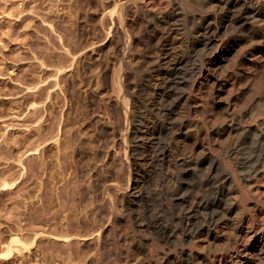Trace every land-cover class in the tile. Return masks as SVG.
<instances>
[{
  "label": "bare ground",
  "instance_id": "1",
  "mask_svg": "<svg viewBox=\"0 0 264 264\" xmlns=\"http://www.w3.org/2000/svg\"><path fill=\"white\" fill-rule=\"evenodd\" d=\"M55 1L65 2L72 50L86 27L105 26L104 17L95 25L85 8L109 9L113 67L103 81L110 80L123 110L118 133L125 147L124 162L116 158L118 180L99 175L98 184L83 189L99 147L86 127L95 112L82 92L86 78L70 80L73 113L69 108L53 119L54 90L45 118L41 103L33 108L36 231L29 245L48 242L41 263L264 264V0ZM129 8L143 26L136 52L124 19ZM133 56L140 60L130 63ZM124 67L134 77L133 93L123 85ZM103 107L113 122V105ZM188 136L190 144H179ZM78 238L88 241L81 245ZM10 253L8 247L5 256Z\"/></svg>",
  "mask_w": 264,
  "mask_h": 264
},
{
  "label": "rangeland",
  "instance_id": "2",
  "mask_svg": "<svg viewBox=\"0 0 264 264\" xmlns=\"http://www.w3.org/2000/svg\"><path fill=\"white\" fill-rule=\"evenodd\" d=\"M54 1L0 0V264H40L46 251H50L49 244L45 240L40 245L44 250L43 254L40 247L35 244L29 245L36 231L31 207V202L36 194L32 167L34 160L31 152L34 145L31 130L35 125L32 111H34L33 108H39L37 106L41 103V113L42 115L45 113L43 118L47 116L45 106L50 101V91L54 90L51 95L58 102L57 112L52 115L53 119H60L61 114L63 115L69 108L72 113L74 112L75 106L69 104L66 98L70 90V80L74 78L79 81L80 76L84 77L86 84L82 88V92L89 94V100H87L97 112V114L94 112V115H91V123L86 126L88 133L95 135L94 140L99 146L96 148L98 163L92 170L93 172L91 171L92 173L97 172V174L94 173L93 178L86 176L89 178L85 177L81 188H85L91 182L97 181L96 184H98L97 177L99 175L100 180L107 179L110 182H116L118 176H121L119 168L117 169L120 166L117 164V156L124 162V158H122L124 152L122 151L125 146L118 133L124 127L123 110L111 94L110 80L103 81L105 74L109 76L113 67L112 34L114 26L110 21L109 9L103 11L93 3L89 5L90 7L85 8L95 25L100 24L99 19L101 21L104 17L105 26L99 25L95 29H91L90 26L86 27V37L83 38L79 47L72 50L66 45L70 35L64 26L68 21V15L64 13L66 12L64 11V9L66 10L65 2ZM192 10L195 13L199 11L197 7H193ZM127 11L124 17L125 24L132 38V48L136 52L141 48L140 36L143 33V26L131 8ZM76 16L77 24L82 27L84 25L83 10H77ZM58 56H60L59 59H62L61 63L58 62ZM139 60L138 56L128 59L132 64ZM57 69L60 72L55 73ZM35 77L37 78L35 79ZM122 77L124 87L131 93L135 92L134 77L126 67L123 68ZM44 81L47 82L44 83ZM37 83L43 84L40 86L43 89L41 91L42 99H38L36 96L35 87H38H36L37 90L40 89ZM46 96L48 98H44ZM33 102L36 103L32 104ZM107 102L111 103L114 108L115 113L111 118L113 122H108L107 114L103 115L105 109L103 106ZM99 103L100 109H97ZM112 123H115L116 132H112ZM89 125L92 129L88 127ZM60 133L57 136H60ZM191 138L192 136L183 138L179 144H190ZM81 139L84 144L88 142V136H83ZM222 139L219 141L222 142ZM221 142L217 144H222ZM76 147L74 148L78 149L77 145ZM127 154L130 159L129 152ZM113 168L117 169H114L115 174L112 172ZM11 183H15L14 188H3L4 184L11 185ZM99 198H102L100 192ZM43 237L48 236L43 234ZM13 238H17L20 242L11 243ZM78 240H80L78 244L81 245H85L88 241L85 238H78ZM21 243L27 244L29 250L23 249ZM8 247H10L11 253L9 256H5Z\"/></svg>",
  "mask_w": 264,
  "mask_h": 264
}]
</instances>
